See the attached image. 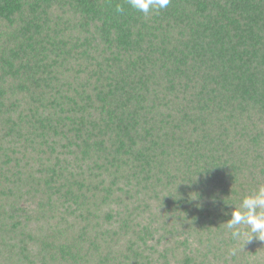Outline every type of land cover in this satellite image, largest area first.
<instances>
[{
  "label": "trees",
  "instance_id": "1",
  "mask_svg": "<svg viewBox=\"0 0 264 264\" xmlns=\"http://www.w3.org/2000/svg\"><path fill=\"white\" fill-rule=\"evenodd\" d=\"M262 185L264 0H0V264H264Z\"/></svg>",
  "mask_w": 264,
  "mask_h": 264
},
{
  "label": "clouds",
  "instance_id": "2",
  "mask_svg": "<svg viewBox=\"0 0 264 264\" xmlns=\"http://www.w3.org/2000/svg\"><path fill=\"white\" fill-rule=\"evenodd\" d=\"M127 3L133 10L147 15L152 11L159 12L167 8L170 0H127ZM116 12L123 14L124 8L117 5ZM224 225L231 230V236L234 240H240L247 235L240 227L246 225L251 233L247 242L254 237L264 241V185L260 186L253 194L245 196L239 209H234L231 212V219Z\"/></svg>",
  "mask_w": 264,
  "mask_h": 264
}]
</instances>
